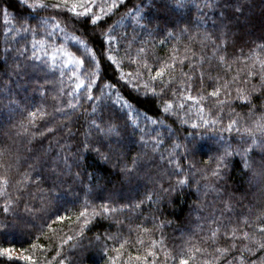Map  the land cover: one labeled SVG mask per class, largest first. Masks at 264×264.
<instances>
[{
    "label": "trees",
    "instance_id": "16d2710c",
    "mask_svg": "<svg viewBox=\"0 0 264 264\" xmlns=\"http://www.w3.org/2000/svg\"><path fill=\"white\" fill-rule=\"evenodd\" d=\"M36 2L0 0V177L9 179L0 196V264H145L137 257L148 264H239L241 253L250 264H264V250L249 253L242 241L245 224L258 226L264 218V136L256 133L252 145L235 129L221 131L233 119L238 128L264 123V0H115L111 12L106 4L112 0H96L92 7L102 19L95 25L66 10L38 9ZM72 2L78 0H69V7ZM52 16L64 27L53 37L57 43L75 52L71 37L77 36L95 49L93 95L115 85L101 100L81 99L76 110L67 108L64 69L18 56L32 36L21 39L23 33L9 30L23 24L43 32L41 22ZM108 33L117 38L111 45L116 65L107 60ZM140 47L145 53L138 55ZM140 56L153 69L174 57L178 78L191 76V94L204 95V112L183 99L177 102L186 110L164 112L170 91L137 90L141 68L128 57ZM233 78L231 96L219 97L226 104L207 97L210 86ZM145 80L147 73L140 85ZM241 92L246 100L237 98ZM127 112L140 114L139 127ZM201 116L218 123L193 128L202 125ZM93 121L116 131L103 134ZM227 144L233 154L225 156ZM170 159L189 183H177ZM23 175L27 182L17 184ZM104 206L115 211L104 213ZM149 251L157 255L148 257Z\"/></svg>",
    "mask_w": 264,
    "mask_h": 264
},
{
    "label": "snow or ice",
    "instance_id": "6c2138e0",
    "mask_svg": "<svg viewBox=\"0 0 264 264\" xmlns=\"http://www.w3.org/2000/svg\"><path fill=\"white\" fill-rule=\"evenodd\" d=\"M96 3V0H78V2H72L71 7H69V0H57L56 3L48 4L45 0H37L34 4L35 7L38 9H47L51 7L52 9L57 10V15L60 12L66 10L73 14V16H83L87 17L91 23L94 25L101 21V15H98L94 10L92 5ZM107 10L109 12L112 11L113 8L116 7L115 0H112V3L106 4ZM105 8H100V12L103 13ZM134 22L138 23V20H134ZM5 25L8 24V19L5 17L4 19ZM50 29L49 30V26ZM40 27L43 28V32H38L36 29L32 28L31 26H25L23 24L20 25L19 28L13 27L9 30V34L12 32L15 33H23L20 38L27 40V34H31L32 39L28 41L22 48L17 50L18 56H23L30 62H41L43 67L48 68L49 70L55 71L57 70L58 66L64 70L60 71V76L65 77L67 76L68 83L65 85V88L62 92L63 95L70 97L71 99L67 100L66 106L69 109L76 110L80 106V100L84 99L86 101H99L101 100L102 96L108 95L105 91L106 89H114L115 85L112 84H105L100 87L99 91L101 95H93L94 86L97 83V73L95 70V62H94V55L95 49L89 48L87 43L80 39L77 36H72L71 39L76 42L78 47L76 48L75 52L67 50L62 43H57L53 37H58L59 33L64 32V27L61 26V23L56 20L55 16L48 18L41 22ZM181 32H187V28L181 29ZM171 35V34H170ZM39 37V38H37ZM15 39V38H14ZM69 37L67 34L63 36V40H68ZM104 39H106L109 43L107 60L111 62L113 65H116L118 61L116 58L111 54L113 49L111 47L113 41H116L117 38L113 36L111 33L105 34ZM190 40L193 37H189ZM83 49V51H81ZM80 53V55H77ZM145 53V48L140 47L138 49V55ZM127 51L125 52V56H127ZM132 63H137L140 65L141 70H139L136 75V85L137 90L140 86H142L145 90L151 92L153 95H163L166 92H171V97L168 100L163 101L164 103V112H171L174 108L178 110H186V103H178V100L183 99L186 101H192L198 108V111L203 113L204 107L201 103L204 100V95H192V84L191 76L184 74L185 79L180 80L176 75V60L174 57L170 58L172 61L171 63H161L160 67L155 69L149 67L147 60L144 59L143 56H140V59H134L128 57ZM220 62H225L224 56H219ZM122 62V61H121ZM198 62V61H197ZM178 63L182 64L183 60H180ZM262 73V79H264V59L259 61ZM192 67V65H189ZM70 71H66L69 70ZM195 71V68H193ZM147 73V80L144 81L142 85H140V81L143 79L144 74ZM132 76V73L128 74ZM248 76H252L253 73L249 71L247 73ZM235 83V78H233L232 82L224 81L223 83H218L217 86H210L212 87V91L207 92L206 95L209 99L216 98L215 103L216 105H224L227 103V100L219 99L221 93L225 96H231L230 89L232 84ZM183 85V87H181ZM159 89V93L157 92ZM240 100H246L247 97L241 93H238V97ZM109 99H111L109 95ZM114 101V103L118 102ZM126 107V106H125ZM58 111H62V109H57ZM95 111V109L93 110ZM30 117H35L36 112H32L29 114ZM128 117V122L132 124L134 128L139 127L138 118L139 113H126ZM147 119V117H145ZM202 125L193 124V128L200 127V126H210L215 125L218 123L216 119L209 121L201 116ZM186 122V121H182ZM151 123H155V121H151ZM93 126L103 134H108L110 132H115L116 129L108 128L102 129L96 121L92 122ZM239 121L236 119L230 120L229 124L226 128L221 129V131H233L235 129L237 132L243 133L248 137L251 141L252 145H255L257 142L258 137L256 133H260L261 136H264V123L256 122L254 128H238L237 125ZM51 131V129H48ZM189 135H192L191 133ZM143 139V138H142ZM243 140V136H242ZM158 143H162V141H158ZM87 148V145H84ZM181 145L173 144V148H180ZM231 148V144H227L225 146V156L232 155L233 153L229 151ZM245 152L248 149H244ZM176 153H170V157H175ZM222 159V158H221ZM133 165L136 163L135 159L132 161ZM169 163L174 164L176 169V176H177V183L180 185H184L189 183L190 180L187 175L181 176V172L183 171L181 165L176 162L174 159H170ZM127 167V166H126ZM212 175H218V172L213 171ZM27 182V176L23 175L20 180L17 181V184H24ZM9 185V179L7 177H0V196H5L7 192V186ZM19 190V189H18ZM150 199V197H149ZM12 203L11 200H8V204ZM5 212L9 210L8 207L3 209ZM104 213H108L110 211H115L114 209H110L106 206L102 208ZM87 209L80 213V217H85ZM89 221L84 219V224L86 225ZM245 227L249 228V231L242 232V241H248V244L244 245V249L251 253L254 249L264 250V218L259 220L258 226H249L247 223ZM255 228V231H252V228ZM235 230H233V233ZM257 234L261 237V239H257ZM213 236H215V232H213ZM71 239V237H69ZM233 239H235V235L233 234ZM123 247V245H121ZM5 252L9 251L7 249L4 250ZM223 251L225 255L227 254V250H217ZM157 255L153 251H149L147 253L148 257ZM20 259L22 260H31L30 257L21 256ZM138 260H144L145 264H148L147 257H137ZM61 264L63 262L61 261ZM111 264H116V261L113 260ZM179 264H187L186 260L181 259ZM204 264H216L215 260H205ZM239 264H250V261H246V258L241 253Z\"/></svg>",
    "mask_w": 264,
    "mask_h": 264
}]
</instances>
